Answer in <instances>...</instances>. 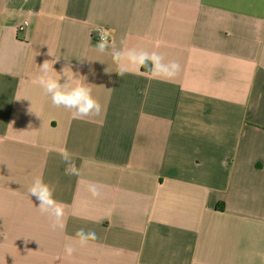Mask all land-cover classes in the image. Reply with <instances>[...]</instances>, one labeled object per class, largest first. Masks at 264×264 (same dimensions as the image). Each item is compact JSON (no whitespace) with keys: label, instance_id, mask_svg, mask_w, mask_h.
<instances>
[{"label":"crops","instance_id":"0c3cea01","mask_svg":"<svg viewBox=\"0 0 264 264\" xmlns=\"http://www.w3.org/2000/svg\"><path fill=\"white\" fill-rule=\"evenodd\" d=\"M97 26L179 75L120 77ZM46 60L60 83L89 84L98 116L52 105L36 82ZM37 176L66 206L63 230L28 193ZM78 229L97 239L67 257ZM14 259L264 264V0H0V264Z\"/></svg>","mask_w":264,"mask_h":264},{"label":"clouds","instance_id":"9594fccd","mask_svg":"<svg viewBox=\"0 0 264 264\" xmlns=\"http://www.w3.org/2000/svg\"><path fill=\"white\" fill-rule=\"evenodd\" d=\"M96 30H98L100 37L99 42L95 45L96 50L103 54L111 49L112 62L117 66L114 71L120 77H124L131 71H135L151 79L170 82L179 75L181 65L177 61L171 60L165 62L164 56L159 52H149L142 48H123L118 50L110 43L107 30L100 27H97ZM39 68L40 75L37 77L36 82L43 89L44 93L50 97L54 107L68 110L74 119H85L100 114L101 105L93 96V90L88 86V83L79 80L74 82V75L67 74H64L67 78L66 82L60 83V76L53 77L51 75V72L54 71L53 66L47 60ZM106 71L108 70L106 69ZM21 99L28 98H16V100ZM30 112H32L31 108ZM59 155L67 165L65 169L66 174L79 176L80 170L75 165L72 154L66 148H61L59 149ZM101 187V185L89 182L87 190L93 198H96L102 195ZM54 192V187L46 183L41 176L35 177L28 188L29 195L34 196L39 202V212L49 218L52 230H63L66 226V206L55 198ZM96 239L97 236L94 231L85 232L83 229H78L75 237H69L68 242L65 243L64 253L67 257H71L77 250L75 245L83 247L89 241H95ZM27 242L28 240H25V243Z\"/></svg>","mask_w":264,"mask_h":264},{"label":"built area","instance_id":"2783aa9c","mask_svg":"<svg viewBox=\"0 0 264 264\" xmlns=\"http://www.w3.org/2000/svg\"><path fill=\"white\" fill-rule=\"evenodd\" d=\"M26 25H27V22H23V23L17 28V30H18V31L23 30V28H24ZM97 27H100V28L105 29V28L102 27V26H97ZM97 27H95V28L93 29V31H92V39H93V41H95L96 43H98V42H99V39H100V37H99V33H98V30H96ZM105 30H106V29H105Z\"/></svg>","mask_w":264,"mask_h":264}]
</instances>
